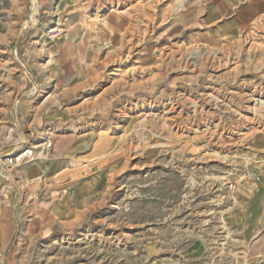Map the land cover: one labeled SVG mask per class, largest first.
<instances>
[{
    "label": "rangeland",
    "instance_id": "1",
    "mask_svg": "<svg viewBox=\"0 0 264 264\" xmlns=\"http://www.w3.org/2000/svg\"><path fill=\"white\" fill-rule=\"evenodd\" d=\"M0 264H264V0H0Z\"/></svg>",
    "mask_w": 264,
    "mask_h": 264
},
{
    "label": "bare ground",
    "instance_id": "2",
    "mask_svg": "<svg viewBox=\"0 0 264 264\" xmlns=\"http://www.w3.org/2000/svg\"><path fill=\"white\" fill-rule=\"evenodd\" d=\"M105 132H101V134H100V137L102 138V139H106V137H105V134H104ZM107 136V135H106ZM115 143V142H114ZM47 145V143L45 144V146ZM100 145V147L102 146L101 145V143L99 144ZM43 146V145H42ZM100 150V149H99ZM27 154H29V151H27L24 155L22 154L21 156H20V158H18L17 160H20L21 158H23L25 155H27Z\"/></svg>",
    "mask_w": 264,
    "mask_h": 264
},
{
    "label": "built area",
    "instance_id": "3",
    "mask_svg": "<svg viewBox=\"0 0 264 264\" xmlns=\"http://www.w3.org/2000/svg\"><path fill=\"white\" fill-rule=\"evenodd\" d=\"M50 145H51L50 142L47 141V145L45 146V148H46V147H50ZM19 158H20V157H19ZM16 160H17V159H16Z\"/></svg>",
    "mask_w": 264,
    "mask_h": 264
},
{
    "label": "crops",
    "instance_id": "4",
    "mask_svg": "<svg viewBox=\"0 0 264 264\" xmlns=\"http://www.w3.org/2000/svg\"><path fill=\"white\" fill-rule=\"evenodd\" d=\"M44 159V158H43ZM45 160H40V162H44Z\"/></svg>",
    "mask_w": 264,
    "mask_h": 264
}]
</instances>
